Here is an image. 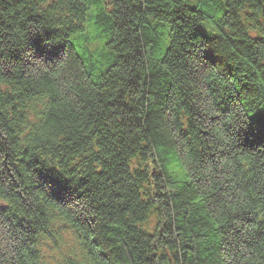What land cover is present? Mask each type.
<instances>
[{"label": "trees", "instance_id": "trees-1", "mask_svg": "<svg viewBox=\"0 0 264 264\" xmlns=\"http://www.w3.org/2000/svg\"><path fill=\"white\" fill-rule=\"evenodd\" d=\"M0 79V264L52 204L103 264H264V0H0Z\"/></svg>", "mask_w": 264, "mask_h": 264}, {"label": "clouds", "instance_id": "clouds-1", "mask_svg": "<svg viewBox=\"0 0 264 264\" xmlns=\"http://www.w3.org/2000/svg\"><path fill=\"white\" fill-rule=\"evenodd\" d=\"M201 78H208L207 70ZM6 87V82L0 79V89ZM37 103L43 107L45 100L41 99ZM205 107L209 112L213 110L211 102ZM161 135L165 143L153 144L151 147L156 166L170 179H186L194 165L193 155L169 126L161 128ZM161 157H164L163 162ZM45 211L47 234L40 233L34 238L36 242L33 247L37 256L31 258L30 264H103L98 255L90 252L83 240L78 238L69 214L55 204L46 207ZM17 247L18 242L12 237L10 228L0 225V249L15 256Z\"/></svg>", "mask_w": 264, "mask_h": 264}, {"label": "rangeland", "instance_id": "rangeland-1", "mask_svg": "<svg viewBox=\"0 0 264 264\" xmlns=\"http://www.w3.org/2000/svg\"><path fill=\"white\" fill-rule=\"evenodd\" d=\"M197 0H190L191 4H195ZM203 33H205L204 31H201ZM168 40V39H167Z\"/></svg>", "mask_w": 264, "mask_h": 264}]
</instances>
